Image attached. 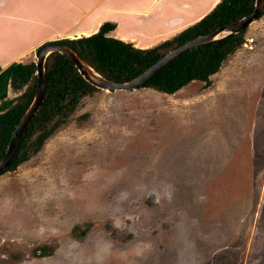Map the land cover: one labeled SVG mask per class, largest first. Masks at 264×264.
I'll use <instances>...</instances> for the list:
<instances>
[{"label": "rangeland", "instance_id": "1", "mask_svg": "<svg viewBox=\"0 0 264 264\" xmlns=\"http://www.w3.org/2000/svg\"><path fill=\"white\" fill-rule=\"evenodd\" d=\"M163 11L150 43L183 30ZM262 14L210 86L98 89L0 174V264H264Z\"/></svg>", "mask_w": 264, "mask_h": 264}, {"label": "trees", "instance_id": "2", "mask_svg": "<svg viewBox=\"0 0 264 264\" xmlns=\"http://www.w3.org/2000/svg\"><path fill=\"white\" fill-rule=\"evenodd\" d=\"M254 1L219 0L191 26L149 48H136L129 42L108 36L115 28V23L111 22L102 23L98 30L90 35L58 39L46 44H66L99 75L115 82H126L145 71L169 51L194 37L207 34L248 15L254 8ZM245 30L182 53L167 63L141 88L173 95L191 82L201 81L205 87L210 86L209 77L218 71L229 55L242 46ZM46 44L36 49V55ZM27 60L15 63L8 69V85L14 96L5 106H0V159L21 116L33 100L35 68L33 61ZM44 77L43 103L24 129L10 165L0 174L15 171L36 155L46 140L77 109L81 99L98 90L84 81L72 63L57 52L47 56Z\"/></svg>", "mask_w": 264, "mask_h": 264}, {"label": "crops", "instance_id": "3", "mask_svg": "<svg viewBox=\"0 0 264 264\" xmlns=\"http://www.w3.org/2000/svg\"><path fill=\"white\" fill-rule=\"evenodd\" d=\"M189 1L0 0V75L13 64L25 61L32 54L35 57L36 49L46 42L92 34L104 22L115 23V28L108 36L132 44L137 40L142 46L139 47L141 49L152 47L155 43H150L153 40L151 35L161 31V27L165 28L159 23L156 27L155 24L151 25L153 29L146 31L147 22L151 18L165 15L163 10L166 7L169 8L168 13H173L172 27L169 28L175 32L177 28L184 30L198 21L218 2V0H192L193 3ZM193 4H196V10ZM198 4H204L201 11ZM193 12L194 16L190 20L188 16ZM170 30L162 34L166 35ZM117 32H122L124 36H117ZM167 37L161 42L168 39ZM9 64L11 65L8 66Z\"/></svg>", "mask_w": 264, "mask_h": 264}, {"label": "water", "instance_id": "4", "mask_svg": "<svg viewBox=\"0 0 264 264\" xmlns=\"http://www.w3.org/2000/svg\"><path fill=\"white\" fill-rule=\"evenodd\" d=\"M264 11V0H255L254 8L251 13L240 18L239 20L223 25L214 29L213 31L194 37L192 40L180 45L179 47L169 51L162 58L156 61L153 65L148 67L145 71L126 82H115L108 80L99 75L89 64L84 61L77 53L68 45L60 43L46 44L38 53L34 60V76H35V90L33 100L21 116L16 125L10 141L6 147L3 157L0 159V173L3 172L10 165L13 156L17 150L22 133L32 118L38 113L44 100V64L47 56L50 53L57 52L69 60L76 68L79 75L84 81L99 90L105 91H128L142 87L153 75L162 69L167 63L174 58L180 56L182 53L192 50L198 46L210 43L217 39H221L230 34H236L243 29H246L255 19H257Z\"/></svg>", "mask_w": 264, "mask_h": 264}, {"label": "bare ground", "instance_id": "5", "mask_svg": "<svg viewBox=\"0 0 264 264\" xmlns=\"http://www.w3.org/2000/svg\"><path fill=\"white\" fill-rule=\"evenodd\" d=\"M87 33H88V32H84V34H87ZM10 65H11V64H9L8 66H10ZM12 67H13V66H12ZM12 67H11V68H12ZM3 68H4V67H3ZM8 71H9V70H8ZM4 73H5V72H4ZM4 73H3V74H4ZM5 87H6V86H5ZM3 88H4V87H3ZM4 93H5V92L3 91L2 95H3ZM183 109H184V108H183ZM187 111H188V110H187ZM187 115H188V114H187ZM173 116H174V115H173ZM175 133H176V132H175ZM175 139H176V138H175ZM213 144H214V143H213ZM205 149H206V148H205Z\"/></svg>", "mask_w": 264, "mask_h": 264}, {"label": "clouds", "instance_id": "6", "mask_svg": "<svg viewBox=\"0 0 264 264\" xmlns=\"http://www.w3.org/2000/svg\"><path fill=\"white\" fill-rule=\"evenodd\" d=\"M96 32V31H95ZM90 35V34H89ZM81 36H83V35H81ZM84 36H87V35H84ZM74 38H77V37H74ZM72 39V38H71ZM132 44V43H131ZM133 45V44H132ZM134 46V45H133ZM137 48V47H136ZM37 56V55H36Z\"/></svg>", "mask_w": 264, "mask_h": 264}]
</instances>
